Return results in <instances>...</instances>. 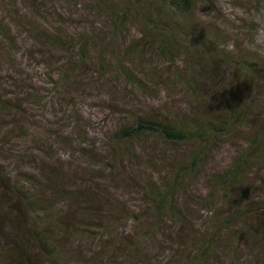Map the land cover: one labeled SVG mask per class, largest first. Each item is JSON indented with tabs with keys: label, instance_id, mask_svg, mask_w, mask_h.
<instances>
[{
	"label": "rangeland",
	"instance_id": "obj_1",
	"mask_svg": "<svg viewBox=\"0 0 264 264\" xmlns=\"http://www.w3.org/2000/svg\"><path fill=\"white\" fill-rule=\"evenodd\" d=\"M206 3L196 6V25L219 34L226 51L264 59V25L255 20L253 0ZM248 20L252 21L250 26L244 24ZM41 31L62 39L76 35L87 41L91 36L87 33L92 32L99 39L89 41L87 65L73 74L65 66L72 53L46 46ZM111 31L100 13L86 4L75 6L72 0H0V264H24L19 259L9 260L8 255L13 245H29L27 220L33 226L40 221L36 219L44 218H27L19 193L48 198L51 187L47 179L52 167L63 168L65 177L58 183L64 191L104 192L119 204L138 207L140 184L158 173L166 176L186 154V147L150 137L145 145L128 143L130 151L121 156L123 146L106 139L118 129L129 127L134 112L149 110L171 119L195 112L198 105L192 90L181 83L187 74L182 72L181 81L177 79L176 68L182 67L184 54H178L176 66L149 47L139 46V51L123 56L127 76H119L112 69L114 59L121 57L130 39L137 38L140 24L132 20L127 32L115 36ZM182 46L187 43L182 42ZM99 61H105L104 69L110 67L107 72L97 70L94 64ZM224 69L223 80L221 76L196 73L193 85L210 91L216 106L228 108L239 104L241 98L225 89L231 70ZM263 95L259 86L253 99L261 100ZM260 117L259 112L249 116L224 135L221 146L210 153L206 165L177 195L179 206L188 215L186 219H191L193 235L201 234L196 225L208 226L221 213L232 212L213 179L245 146ZM263 159L252 165L245 187H252L249 199L264 203ZM211 191L210 199L204 202ZM83 201L52 199V214L86 209ZM117 214L114 211L112 216ZM80 219L93 223L89 219L96 218L84 214L76 225ZM255 219L264 222V212L245 216L244 222L235 221L226 243L218 237L219 250L208 264H264L262 229H251L249 236L236 234L245 230V224L253 226ZM173 241L140 239L136 251L131 252L118 247L105 249L98 238L73 235L62 242L60 257L44 264H193L197 249L187 248L180 240L172 248ZM30 253L34 255L36 250L30 248ZM38 261L35 256L28 264H40Z\"/></svg>",
	"mask_w": 264,
	"mask_h": 264
},
{
	"label": "trees",
	"instance_id": "obj_2",
	"mask_svg": "<svg viewBox=\"0 0 264 264\" xmlns=\"http://www.w3.org/2000/svg\"><path fill=\"white\" fill-rule=\"evenodd\" d=\"M72 2L75 6L86 4L93 12L100 13L102 20H107L111 25L113 36L127 32L132 20L140 24L137 38L130 39L121 51V57L114 59L112 69L119 76H127L126 67L122 64L123 56L139 51L137 50L139 46L149 47L150 51L158 56L169 59L171 65L178 64V54H184V58L180 60L182 67L176 68L177 79H181L182 72L187 74V77L180 81L186 89L192 90L196 96L194 101L198 105L195 112L181 117L176 115L171 119L153 115L149 110L144 113L134 112L130 117L129 127L120 128L112 137H106L108 141L112 139L114 145L123 146L119 150L121 156L130 151L128 143L139 142L145 145L150 137L187 148L184 158L176 162L166 176L162 177L161 173H158L140 184L136 193L140 200L138 207L128 206L126 203L119 204L104 192L95 194L90 190L83 193L64 191L58 183V180L65 177L62 167L58 169L52 167V173L48 174L47 182L51 187L47 192L51 194L48 198L42 196L32 198L20 192L19 196L25 206L27 218L36 219L40 215L44 219H36L40 221L35 222L33 226L27 220L30 243L26 245L21 242L23 244L20 246L13 245L8 255L9 260L19 259L20 262L28 264L33 257L38 256L40 264L54 262L60 257L59 249L62 242L74 235L98 238L105 249L118 247L131 252L136 251L140 239L156 242H166V238L174 239L172 248L180 240L187 248L197 249L192 256L193 264H208V260L219 250L218 237L220 242L226 243L229 229L235 221L244 222L245 216L264 212L263 202L249 199L252 187H245V177L251 171L252 165L261 162L264 157V95L261 100L253 99L259 86L264 90V59L226 51L223 38L219 34L195 24L193 16L196 6L207 4L206 0H72ZM253 4L251 10L255 20L263 26L264 0H253ZM244 24L250 26L252 21H245ZM254 31H257V27ZM40 33L46 38V46H54L72 53L65 66L67 71L70 69L73 74L87 65L89 41L99 39L92 32L87 33L91 35L88 41L76 35L62 39L55 33L51 35L44 31ZM182 42H186L187 46L183 47ZM41 62H45L44 59H41ZM94 65H97V70L101 72H107L110 68L104 69L105 61H99ZM224 67L231 70L230 78L224 84L225 89L241 98L239 104L228 108L216 106L210 91L198 90V86L193 85L196 73L221 76L223 80ZM254 109L257 112H252ZM258 112L261 117L260 121H256L259 123L256 130L246 139L245 146L236 153L229 167L213 179L216 189L221 192L232 212L221 213L220 218L208 226L196 225L201 234L193 235L191 219H186L188 215L179 206L177 195L183 190L186 182L206 165L210 153L221 146V138ZM115 154L117 153L113 155ZM208 194L204 200L206 203L212 191ZM59 197L64 200L84 199L86 209L74 211L67 209L52 214V199L56 200ZM114 211L118 213L116 217L112 216ZM84 214L96 219H89L93 223L80 219L81 222L76 225L78 218H82ZM251 223L253 226L245 224V230H238L236 234L244 233L249 236L251 229L257 231L262 229L260 235L264 233V227H261L264 222L255 219ZM30 248L36 250L34 255L30 253Z\"/></svg>",
	"mask_w": 264,
	"mask_h": 264
}]
</instances>
